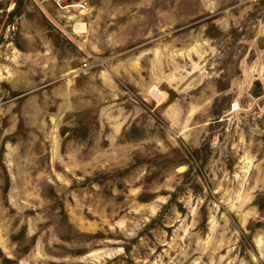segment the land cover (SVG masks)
Instances as JSON below:
<instances>
[{"label": "rangeland", "instance_id": "1", "mask_svg": "<svg viewBox=\"0 0 264 264\" xmlns=\"http://www.w3.org/2000/svg\"><path fill=\"white\" fill-rule=\"evenodd\" d=\"M0 264H264V0H0Z\"/></svg>", "mask_w": 264, "mask_h": 264}, {"label": "built area", "instance_id": "2", "mask_svg": "<svg viewBox=\"0 0 264 264\" xmlns=\"http://www.w3.org/2000/svg\"><path fill=\"white\" fill-rule=\"evenodd\" d=\"M83 67L87 68L88 67V63H83Z\"/></svg>", "mask_w": 264, "mask_h": 264}, {"label": "bare ground", "instance_id": "3", "mask_svg": "<svg viewBox=\"0 0 264 264\" xmlns=\"http://www.w3.org/2000/svg\"><path fill=\"white\" fill-rule=\"evenodd\" d=\"M81 28V27H80Z\"/></svg>", "mask_w": 264, "mask_h": 264}]
</instances>
